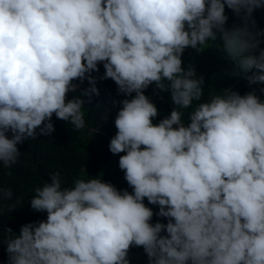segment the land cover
<instances>
[{"label":"clouds","instance_id":"clouds-1","mask_svg":"<svg viewBox=\"0 0 264 264\" xmlns=\"http://www.w3.org/2000/svg\"><path fill=\"white\" fill-rule=\"evenodd\" d=\"M226 8L238 22L228 23ZM258 9L264 0H0V164L15 165L26 140L51 136L54 115L84 129L82 97L98 96L97 81L110 78L125 98L109 151L130 187L51 174L30 200L46 219L7 229V264H132L133 247L147 264H264ZM209 45L250 91L205 95V76L182 57ZM100 64L103 75H93ZM153 84L173 104L158 123L145 92ZM13 196L0 186V203Z\"/></svg>","mask_w":264,"mask_h":264},{"label":"trees","instance_id":"trees-1","mask_svg":"<svg viewBox=\"0 0 264 264\" xmlns=\"http://www.w3.org/2000/svg\"><path fill=\"white\" fill-rule=\"evenodd\" d=\"M226 13L229 15V24L238 22L230 9L226 8ZM253 15L258 27L264 29V9L256 10ZM182 59L185 64L194 63L198 73L205 76L206 96L229 87L238 90L241 94L251 90L243 75H238L237 68L210 45L206 46L202 53L187 48ZM99 69V73L92 74L102 76L105 71L103 64L99 65ZM88 86V81L85 80L81 87ZM97 87L100 90L98 96L82 97L85 100L84 112L87 122L84 129L74 131L71 124L57 119L54 115L52 120L55 130L51 136L39 135L36 139L26 140L18 145L22 155L15 165L5 168L0 164V186L11 187L14 192L12 200L0 203V264L8 262L7 246L3 243L8 235V228L18 232L25 223L46 219V213L36 212L31 208L30 200L34 188L48 182L51 174L59 171L68 185H71L76 178L89 179L100 175V178L110 182L113 178L112 183L121 190L130 188L124 179L123 171L119 169L118 162V170L115 174L116 164L113 154L109 151L110 139L116 133L115 113L122 106L117 101L125 97L118 94L117 85L110 78L98 80ZM155 91L154 84L145 90L146 95L153 98L158 107L159 115L154 119V123H158L170 113L173 104L167 92L156 95ZM72 95L74 94L69 93L68 98L70 99ZM190 110L185 111V117ZM92 129H96V132ZM13 204L15 209L9 211L8 206ZM145 204H148L147 198ZM148 206L152 207L154 212L159 210L157 206ZM156 220L167 222L166 218L154 215L152 222ZM130 257L132 264H147L146 253L142 247H133L130 250Z\"/></svg>","mask_w":264,"mask_h":264},{"label":"water","instance_id":"water-1","mask_svg":"<svg viewBox=\"0 0 264 264\" xmlns=\"http://www.w3.org/2000/svg\"><path fill=\"white\" fill-rule=\"evenodd\" d=\"M115 157V156H114ZM115 162H116V160H115ZM117 166H116V170H115V174L117 173ZM115 174H114V176H115ZM112 180H113V178H112ZM112 180H111V183H112ZM128 190H131V189H128Z\"/></svg>","mask_w":264,"mask_h":264}]
</instances>
